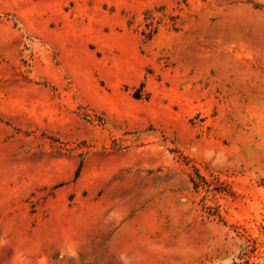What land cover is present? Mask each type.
<instances>
[{
  "label": "rangeland",
  "instance_id": "obj_1",
  "mask_svg": "<svg viewBox=\"0 0 264 264\" xmlns=\"http://www.w3.org/2000/svg\"><path fill=\"white\" fill-rule=\"evenodd\" d=\"M0 264H264V0H0Z\"/></svg>",
  "mask_w": 264,
  "mask_h": 264
},
{
  "label": "trees",
  "instance_id": "obj_2",
  "mask_svg": "<svg viewBox=\"0 0 264 264\" xmlns=\"http://www.w3.org/2000/svg\"><path fill=\"white\" fill-rule=\"evenodd\" d=\"M191 183L193 184V187L196 188V183L194 182V180L191 179Z\"/></svg>",
  "mask_w": 264,
  "mask_h": 264
}]
</instances>
